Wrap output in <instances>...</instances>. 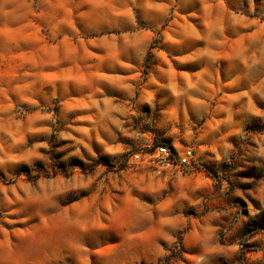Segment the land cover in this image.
Instances as JSON below:
<instances>
[{"label": "rangeland", "instance_id": "374dc122", "mask_svg": "<svg viewBox=\"0 0 264 264\" xmlns=\"http://www.w3.org/2000/svg\"><path fill=\"white\" fill-rule=\"evenodd\" d=\"M197 1L148 51L189 50L175 37L198 30L215 81L180 122L159 86L152 117L112 120L113 101L61 72L49 0H0V264H264V0ZM125 33L68 36L67 65ZM152 141L192 147L200 171L128 165Z\"/></svg>", "mask_w": 264, "mask_h": 264}, {"label": "crops", "instance_id": "0c3cea01", "mask_svg": "<svg viewBox=\"0 0 264 264\" xmlns=\"http://www.w3.org/2000/svg\"><path fill=\"white\" fill-rule=\"evenodd\" d=\"M197 3L187 1L184 9L180 0H49V32L54 34V44L59 45L58 58L64 61L61 72L70 70L73 82L101 92L99 97L105 102L113 101L111 112L118 117L114 121H124L122 117L146 120L147 105L159 107L157 93H153L157 86L165 92L161 98L168 102L170 113L180 122L192 121L201 103L206 105L210 98L206 93L201 95V82L208 91L215 81L201 73V65L206 69L209 63L201 62L205 54L197 45L198 30L186 24L188 34L182 40L175 37L177 44L190 43L189 50H178L179 44L176 50H159L152 57L148 51L168 20L169 11L194 10ZM142 25L146 26L144 30L130 33ZM106 27L128 33L115 35L117 45L112 49L75 52V60L68 66L66 38L96 35Z\"/></svg>", "mask_w": 264, "mask_h": 264}, {"label": "built area", "instance_id": "2783aa9c", "mask_svg": "<svg viewBox=\"0 0 264 264\" xmlns=\"http://www.w3.org/2000/svg\"><path fill=\"white\" fill-rule=\"evenodd\" d=\"M127 163L143 164L155 176L164 178L200 171L192 147L179 152L171 145L158 141H152L146 144L143 150L132 153Z\"/></svg>", "mask_w": 264, "mask_h": 264}]
</instances>
